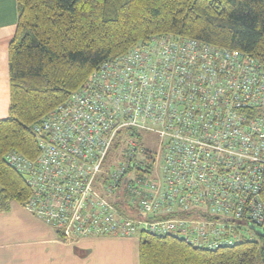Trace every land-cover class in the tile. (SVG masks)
<instances>
[{"label":"built area","instance_id":"2783aa9c","mask_svg":"<svg viewBox=\"0 0 264 264\" xmlns=\"http://www.w3.org/2000/svg\"><path fill=\"white\" fill-rule=\"evenodd\" d=\"M263 112L255 59L156 36L32 125L36 157L11 150L5 162L32 191L23 206L62 240L146 233L232 247L264 222Z\"/></svg>","mask_w":264,"mask_h":264},{"label":"trees","instance_id":"16d2710c","mask_svg":"<svg viewBox=\"0 0 264 264\" xmlns=\"http://www.w3.org/2000/svg\"><path fill=\"white\" fill-rule=\"evenodd\" d=\"M15 2L17 21L6 51L8 115L0 119V212L11 202L23 206L32 193L6 164V154L15 150L36 157L32 125L63 104L103 62L156 36H181L245 53L264 72V0ZM261 198L264 203V175ZM137 235L138 264H264V222L255 238L216 250Z\"/></svg>","mask_w":264,"mask_h":264},{"label":"crops","instance_id":"0c3cea01","mask_svg":"<svg viewBox=\"0 0 264 264\" xmlns=\"http://www.w3.org/2000/svg\"><path fill=\"white\" fill-rule=\"evenodd\" d=\"M9 1L0 0V13L3 6L2 13L7 12ZM15 4L13 0V10ZM5 60L6 53L0 50V105L9 95ZM6 114L0 109V119ZM114 247L122 250L116 252ZM135 249L138 255V239L132 236L62 240L49 225L16 202L0 212V264H120L126 254L134 255Z\"/></svg>","mask_w":264,"mask_h":264},{"label":"rangeland","instance_id":"374dc122","mask_svg":"<svg viewBox=\"0 0 264 264\" xmlns=\"http://www.w3.org/2000/svg\"><path fill=\"white\" fill-rule=\"evenodd\" d=\"M7 5L9 8V9L6 8L7 12L5 14L2 13V10L5 7V6H3L1 13H0V50L3 54L6 53L8 42L13 37L14 31H15V26H16V21H17L16 4H15L14 10L12 9L13 0H10ZM1 6H0V9H1ZM7 85L9 88L8 82H7ZM8 106H9V95H7L6 102H4V105H0V109L2 111L7 112L6 116L8 115ZM3 118H5V117H3ZM146 138L148 140V146L150 148H155L156 147L155 138L151 135H148ZM132 237L135 240L138 239L137 234L133 235ZM252 238H255V234H253ZM112 250H114L116 252H120L122 249L120 247H114ZM120 264H138L137 250L135 249L134 255L131 253L126 254L125 258L121 261Z\"/></svg>","mask_w":264,"mask_h":264},{"label":"water","instance_id":"95a60500","mask_svg":"<svg viewBox=\"0 0 264 264\" xmlns=\"http://www.w3.org/2000/svg\"><path fill=\"white\" fill-rule=\"evenodd\" d=\"M255 231H256L257 233H260V232H261V229L256 228Z\"/></svg>","mask_w":264,"mask_h":264}]
</instances>
